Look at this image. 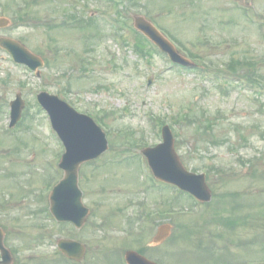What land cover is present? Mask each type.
Segmentation results:
<instances>
[{
  "label": "rangeland",
  "instance_id": "rangeland-1",
  "mask_svg": "<svg viewBox=\"0 0 264 264\" xmlns=\"http://www.w3.org/2000/svg\"><path fill=\"white\" fill-rule=\"evenodd\" d=\"M122 2L0 0V15L11 21L0 35L43 60L35 76L0 48V223L6 245L17 250L15 264H65L58 254L41 258L55 250L43 235L83 242L84 264H120L125 248L140 246L159 264H264V94L222 75L259 76L264 88V0ZM97 10L119 23L108 27ZM133 15L166 28L198 56L201 69L173 67L166 55H149L146 46L138 52ZM41 90L101 120L108 139L107 150L79 169L90 209L80 228L46 216V192L63 175L57 167L63 147L35 103ZM16 93L24 106L8 129ZM164 121L172 124L184 166L205 173L209 203L194 206L184 196L175 199L174 190L150 184L139 149L161 141ZM220 210L224 218L245 223L227 229L217 220ZM140 211L152 215L139 223ZM163 223L170 233L153 245Z\"/></svg>",
  "mask_w": 264,
  "mask_h": 264
},
{
  "label": "water",
  "instance_id": "water-1",
  "mask_svg": "<svg viewBox=\"0 0 264 264\" xmlns=\"http://www.w3.org/2000/svg\"><path fill=\"white\" fill-rule=\"evenodd\" d=\"M0 19V26L6 24ZM136 26L150 34L156 42L174 56L172 47L158 35L155 29L142 17L135 18ZM0 43L7 47L17 58L20 54H29L18 44L7 39H0ZM37 64V63H36ZM35 67V62L32 65ZM39 100L49 111L54 127L62 137L66 152L62 156L60 166L65 170L64 178L51 193L52 211L60 220H72L78 225L85 220L88 210L81 203V192L77 187V170L81 162L97 157L107 148L104 133L96 126L91 118L79 114L57 96L41 93ZM21 108L19 101L14 102V120L18 118L16 112ZM165 142L155 149H147L153 170L159 177L174 182L184 189H188L202 200L209 199V191L202 175L188 173L178 161L172 147L169 131L164 132ZM167 234V226L159 230L154 240L159 241ZM139 257L128 253V259L134 263Z\"/></svg>",
  "mask_w": 264,
  "mask_h": 264
},
{
  "label": "flooded vegetation",
  "instance_id": "flooded-vegetation-1",
  "mask_svg": "<svg viewBox=\"0 0 264 264\" xmlns=\"http://www.w3.org/2000/svg\"><path fill=\"white\" fill-rule=\"evenodd\" d=\"M84 257H85V256H83L82 259L79 260V261H73V262H75L76 264H84ZM91 264H98V263H97V260L93 259V260L91 261Z\"/></svg>",
  "mask_w": 264,
  "mask_h": 264
}]
</instances>
